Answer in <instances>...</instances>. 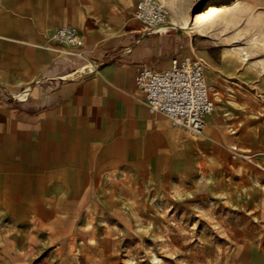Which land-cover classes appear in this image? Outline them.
<instances>
[{
	"label": "crops",
	"instance_id": "crops-1",
	"mask_svg": "<svg viewBox=\"0 0 264 264\" xmlns=\"http://www.w3.org/2000/svg\"><path fill=\"white\" fill-rule=\"evenodd\" d=\"M137 1L0 0V242L105 264L114 244L147 240L138 228L181 227L171 241L216 244L199 264H264V155L245 128L216 106L200 133L175 126L135 84L173 58L220 68L218 44L169 12L147 33ZM58 26L81 45L55 42Z\"/></svg>",
	"mask_w": 264,
	"mask_h": 264
},
{
	"label": "rangeland",
	"instance_id": "rangeland-1",
	"mask_svg": "<svg viewBox=\"0 0 264 264\" xmlns=\"http://www.w3.org/2000/svg\"><path fill=\"white\" fill-rule=\"evenodd\" d=\"M157 1L170 15L178 19L185 16L188 21L184 26L189 32H201L209 38L208 43L218 44L210 54L220 68L210 66V62L199 58L211 86L214 106L227 114L225 118L228 122L233 120L236 123L235 129L245 128L244 133L250 135L247 142L264 155V0ZM212 4L216 5L217 10L206 13ZM200 13L204 15L196 18ZM191 26H195V29L190 30ZM219 54H222L220 58ZM222 79L225 83H222ZM235 151L247 154L241 150ZM137 195L138 199L144 200L139 192ZM148 207V204H143L144 209ZM152 212L155 216L156 211ZM138 229V233L142 232L140 230L147 232V240L114 244L117 257L115 260H105V264H199L216 245L171 241L172 231L185 234L182 230L186 228H161L163 238L158 236L161 233L159 228ZM103 245L109 249L113 246L108 243ZM62 246L61 243L40 242L28 249L22 242L3 240L0 242V264H63L58 257V250ZM76 262L72 260L73 264Z\"/></svg>",
	"mask_w": 264,
	"mask_h": 264
},
{
	"label": "built area",
	"instance_id": "built-area-1",
	"mask_svg": "<svg viewBox=\"0 0 264 264\" xmlns=\"http://www.w3.org/2000/svg\"><path fill=\"white\" fill-rule=\"evenodd\" d=\"M133 16L145 26L147 33L158 31L168 21V11L157 0H138ZM52 37L61 45H81L79 35L72 26L56 27ZM95 69V66L85 65L80 72L89 73ZM135 84L143 92V102L150 113L163 114L175 126L185 127L193 133H200L205 128L207 117L214 111L204 64L199 59L190 56L181 60L173 58L162 71L143 64Z\"/></svg>",
	"mask_w": 264,
	"mask_h": 264
},
{
	"label": "bare ground",
	"instance_id": "bare-ground-1",
	"mask_svg": "<svg viewBox=\"0 0 264 264\" xmlns=\"http://www.w3.org/2000/svg\"><path fill=\"white\" fill-rule=\"evenodd\" d=\"M216 10H217L216 5L212 4V5H210V7H209V9H208V11L206 13H211V12H214ZM203 15H204V13H200L196 18H200ZM171 16L173 17L174 20H177V19H175V17H176L175 15L171 14ZM193 29H195V26H191L190 27V30H193ZM244 56H245V54H244Z\"/></svg>",
	"mask_w": 264,
	"mask_h": 264
}]
</instances>
